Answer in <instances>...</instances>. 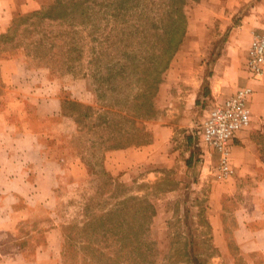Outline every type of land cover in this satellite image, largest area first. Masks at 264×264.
<instances>
[{
	"label": "rangeland",
	"instance_id": "rangeland-1",
	"mask_svg": "<svg viewBox=\"0 0 264 264\" xmlns=\"http://www.w3.org/2000/svg\"><path fill=\"white\" fill-rule=\"evenodd\" d=\"M43 1V17L20 11L0 36V59L22 52L31 68L48 70L51 84H60L63 113L76 121L65 143L72 151L47 207L13 201L21 218L16 231L0 232V261L17 255L22 264H264V250L240 249L238 217L230 211L222 218L225 250L205 211L183 206L176 190L163 194V123L199 137L216 100L196 95L206 91L217 62L226 69L238 61L244 70L253 32L243 20L254 0L177 1L170 19L168 2L139 0L144 12L133 8L128 20L111 17L103 0ZM80 3L96 17L82 20ZM168 25L177 35L166 53ZM38 74L36 82L49 84ZM29 118L42 128L34 114ZM144 143L152 148L149 164L120 174L107 168V150ZM79 158L88 165L82 179ZM243 203L231 198L226 205ZM249 221L264 228V218Z\"/></svg>",
	"mask_w": 264,
	"mask_h": 264
},
{
	"label": "crops",
	"instance_id": "crops-1",
	"mask_svg": "<svg viewBox=\"0 0 264 264\" xmlns=\"http://www.w3.org/2000/svg\"><path fill=\"white\" fill-rule=\"evenodd\" d=\"M43 2L0 0V36L8 32L20 11L37 10ZM250 8L244 14L246 28L252 32L263 30L264 0H254ZM241 69L238 61L226 69L217 62L210 84L205 86L206 91L202 93L199 89L196 96L201 95L205 102L223 101L249 83L246 70ZM43 70L45 72L31 68L22 52L0 59V85L3 88H0V232L17 230L21 212L13 209L15 199L24 198L28 204L49 205L55 195L57 170L68 162L72 151L65 143L73 135L69 130L76 121L63 113L60 84H51L48 70ZM38 72L44 74L49 84L36 82ZM251 84L254 87L249 103L251 121L234 138L230 148L234 173L227 179L219 178L214 171L219 154L208 148L201 136L197 138L189 130L191 128L185 130L163 123V194L176 190L180 194L177 201L183 202V206L190 202L188 207L192 211L195 208L198 215H201L200 210L205 211L214 237L225 250L229 246L222 218L229 211L237 216L239 226L234 232L238 234L243 252L264 250V228L249 227V219L264 218L260 204L264 203V77ZM33 114L41 121V129L30 125L29 116ZM58 116L60 120L53 124L45 122ZM177 133L184 135V142H180ZM106 157L107 168L120 174L139 164H149L152 148L148 143L116 147L107 150ZM76 163H79L82 179L88 165L81 158ZM177 163H181L180 171L176 168ZM231 198L245 200V203L239 209L229 210L226 203ZM249 201L253 202V207H249ZM46 232L53 234L55 229ZM22 259L9 255L0 263L22 264Z\"/></svg>",
	"mask_w": 264,
	"mask_h": 264
},
{
	"label": "built area",
	"instance_id": "built-area-1",
	"mask_svg": "<svg viewBox=\"0 0 264 264\" xmlns=\"http://www.w3.org/2000/svg\"><path fill=\"white\" fill-rule=\"evenodd\" d=\"M244 70L249 83L209 109L203 120L199 136L208 148L219 154L218 165L214 167L219 178L227 179L234 173L230 160V143L237 132L245 129L251 121L248 101L254 93L251 82L264 77V28L252 33Z\"/></svg>",
	"mask_w": 264,
	"mask_h": 264
},
{
	"label": "trees",
	"instance_id": "trees-1",
	"mask_svg": "<svg viewBox=\"0 0 264 264\" xmlns=\"http://www.w3.org/2000/svg\"><path fill=\"white\" fill-rule=\"evenodd\" d=\"M84 1L87 2L88 0H84ZM177 1H181L184 6L187 3V0H163V3L168 2V4H169V5L167 4L168 5L167 10H168L169 19L173 16V13L175 11L180 10L179 9L180 6L176 5ZM100 4L106 6L107 8L108 7L112 8V12H109V15L111 17H113L114 19H123V18L127 19V20L132 19V17H131L132 9L133 8L134 9H140L141 8V4H140L139 0H108V1L103 0V2H101ZM40 11L41 10H34V11H31V13L32 14L34 13L33 15H36V14L41 15L42 13H40ZM77 12H78V14L82 20L86 19V18L89 19L91 16L96 17V15H92L91 13L90 14L86 13L85 8L83 7L82 3H80V6L77 7ZM142 12H144L143 8H141V13ZM75 14H76V12H75ZM39 17H43V15H41ZM172 32H173L172 25H171V27H169V25H168V28L165 31V34L168 35V41H169V45L165 47L166 53L168 52L170 45L172 46L175 43L174 39H175L177 33L176 32L172 33ZM2 36L7 37L6 34H3ZM73 49L76 50L77 49L76 46H72L70 50L72 51ZM163 55H165V54H163Z\"/></svg>",
	"mask_w": 264,
	"mask_h": 264
}]
</instances>
